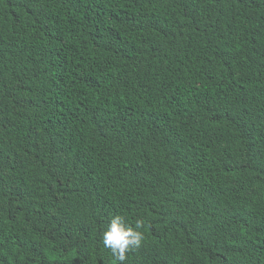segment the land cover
I'll list each match as a JSON object with an SVG mask.
<instances>
[{
  "label": "trees",
  "instance_id": "1",
  "mask_svg": "<svg viewBox=\"0 0 264 264\" xmlns=\"http://www.w3.org/2000/svg\"><path fill=\"white\" fill-rule=\"evenodd\" d=\"M264 264V0H0V264Z\"/></svg>",
  "mask_w": 264,
  "mask_h": 264
},
{
  "label": "clouds",
  "instance_id": "2",
  "mask_svg": "<svg viewBox=\"0 0 264 264\" xmlns=\"http://www.w3.org/2000/svg\"><path fill=\"white\" fill-rule=\"evenodd\" d=\"M144 226L142 219H137L135 228L127 226L120 215L113 216L102 234L103 246L110 249L112 257L120 264L126 260V253L134 247H139L144 239L143 233L138 231Z\"/></svg>",
  "mask_w": 264,
  "mask_h": 264
}]
</instances>
